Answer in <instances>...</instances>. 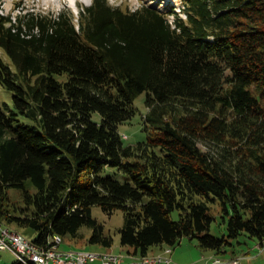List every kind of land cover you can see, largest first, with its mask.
Wrapping results in <instances>:
<instances>
[{"label":"trees","instance_id":"obj_1","mask_svg":"<svg viewBox=\"0 0 264 264\" xmlns=\"http://www.w3.org/2000/svg\"><path fill=\"white\" fill-rule=\"evenodd\" d=\"M177 1L17 21L0 9V222L42 246L86 227L110 248L96 206L122 211L132 256L183 238L216 255L241 235L264 243V0ZM143 93L145 138L124 146Z\"/></svg>","mask_w":264,"mask_h":264},{"label":"rangeland","instance_id":"obj_2","mask_svg":"<svg viewBox=\"0 0 264 264\" xmlns=\"http://www.w3.org/2000/svg\"><path fill=\"white\" fill-rule=\"evenodd\" d=\"M112 6H118L123 10L136 9L143 4L159 5L161 2L170 3L178 6L177 0H108ZM78 4L85 5L81 0H0V9L3 15H10L15 21L21 19L26 13L42 14L54 16L62 11H67L75 18L78 16ZM178 8V7H177ZM171 20V17H169ZM9 93L5 92L0 87V102L9 101ZM135 114L127 122L118 126V131L123 137L124 146H132L137 142L144 140L145 132L143 131V118L147 113L145 106V93L139 95L133 103ZM96 122L100 121L98 113H94L92 116ZM201 146V145H200ZM232 148H238L241 146V142H231ZM202 149L204 147L201 146ZM205 150V149H204ZM8 198L11 206H22L21 197L17 190H8ZM210 214L214 217V221L210 226L209 233L214 236H223L226 233V226L221 221L220 207L217 203L209 204ZM92 217L97 220L103 226L105 235H109L113 244L110 248H104L101 245H91L88 243V238L91 235L89 228L83 227L80 229L78 236L75 239L64 237L63 244H61V250H86L94 252L110 251L114 254H121L125 258L126 264H132L133 260L129 258L128 248L120 244V229L124 224L123 213L120 210L115 211L111 215L104 213L101 208H92ZM172 218L176 219L177 214H173ZM0 225L6 228H10L15 232L24 235L26 238L33 240L36 235L25 234L22 230H16L17 228L7 226L0 222ZM170 249L172 252L173 264H214L215 260H219V264H232V261L237 260V264H264V254L260 253L259 244L249 239L245 235L239 236L233 245L226 248L224 253L216 255L213 251H203L197 247L196 241H190L188 238H183L180 243L173 249L168 246H164L160 249L153 247L149 250V254H155ZM211 258H208L210 257ZM0 264H17L16 258L10 252L0 253Z\"/></svg>","mask_w":264,"mask_h":264},{"label":"built area","instance_id":"obj_3","mask_svg":"<svg viewBox=\"0 0 264 264\" xmlns=\"http://www.w3.org/2000/svg\"><path fill=\"white\" fill-rule=\"evenodd\" d=\"M57 244H63L62 241L50 239L45 246L34 243L26 238L13 237V232L7 229H0V253L10 252L16 258H23L24 264H52L60 262L61 264H126L125 258L121 254H114L110 251L94 252L86 250H72L71 252L57 251ZM260 252H264V243L259 244ZM173 251H163L155 254H147V258L133 257L132 264H173ZM215 260L214 264H219ZM237 264V260L232 261Z\"/></svg>","mask_w":264,"mask_h":264},{"label":"bare ground","instance_id":"obj_4","mask_svg":"<svg viewBox=\"0 0 264 264\" xmlns=\"http://www.w3.org/2000/svg\"><path fill=\"white\" fill-rule=\"evenodd\" d=\"M85 5L90 4V0H81ZM0 229H7V230H11L13 232V237L15 238H22L23 235L15 232L14 230L10 229V228H6L0 225ZM53 240H58V241H62L63 242V238L60 236H54L52 238ZM61 244H57V251H62V252H71L72 250H61L60 249ZM166 251H170V249H167ZM13 256L15 257V255L13 254ZM133 257H138V258H147V255L145 256H133ZM16 258V257H15ZM16 261L18 264H24V259L23 258H16ZM52 264H61L60 262H52Z\"/></svg>","mask_w":264,"mask_h":264},{"label":"crops","instance_id":"obj_5","mask_svg":"<svg viewBox=\"0 0 264 264\" xmlns=\"http://www.w3.org/2000/svg\"><path fill=\"white\" fill-rule=\"evenodd\" d=\"M158 249H160V248H158ZM127 250H128V254H132L133 250H132L131 248H128ZM149 253H150V252H148V254H149ZM263 254H264V252H260L258 255H263ZM208 258H211V256L208 257ZM212 263H214V261H213Z\"/></svg>","mask_w":264,"mask_h":264}]
</instances>
